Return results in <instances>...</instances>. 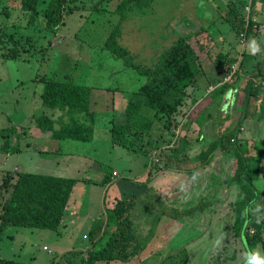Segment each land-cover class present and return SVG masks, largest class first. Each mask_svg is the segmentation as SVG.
Here are the masks:
<instances>
[{
	"label": "rangeland",
	"instance_id": "374dc122",
	"mask_svg": "<svg viewBox=\"0 0 264 264\" xmlns=\"http://www.w3.org/2000/svg\"><path fill=\"white\" fill-rule=\"evenodd\" d=\"M121 1H71L69 7L72 13L66 17L65 25L57 35L51 38V33L44 30L45 22L42 17H39L36 22L34 21L31 28H26L28 19L19 9V0H7V2L5 0L6 5L9 6L11 16L8 18L0 15V30L4 29L8 32L15 27L21 35L19 46H23L24 49L29 48L25 44L26 36L35 35L38 41L36 40L35 48L28 54L20 49L15 59L0 57V182L6 173H17L16 170H12L17 165L22 172L51 176H55L60 167L68 166L67 174L69 177L91 178V180H93V174H100L101 169L103 174L112 172L111 176H113V173H116L113 178L121 177L119 182L126 184L128 180L130 181V179L142 175L149 163H152L153 166L156 165V168L154 167L152 170V176L154 177L153 180L157 181L162 178V171L165 168L163 158L172 153L171 147L178 146V144L179 147H183L184 153H179L178 160L186 159L187 161L188 159L191 162V160L196 159L198 162L199 147L203 146V143L209 145L210 142L218 138L219 134L216 133L215 126L205 119L206 113L200 114L196 121H189L187 109L190 108V102L185 101L182 106H185L184 109L181 110V107L179 112L174 115L173 123L169 129L164 128L163 122L155 123L148 136L138 134L128 137L129 141L132 142L131 148L126 149L113 144L111 127L113 124L123 123L125 117L124 114L121 117L107 111V113H93L92 121L96 136L91 143L75 142L73 140V142L69 141L61 144H69V146H62V148L70 147V149L61 152H71L72 158L66 157L62 153H46V148H51V142L46 141V136L50 139L51 132L47 134L41 132L42 137L40 134L34 136V145L38 153L29 154L31 160L25 161L26 154L17 156V152L8 153L9 156H5L4 148H1L3 143L8 142L10 149L17 145L16 142L20 144L17 139L18 134L22 132L18 128H24L23 126L25 128H36L30 121L32 113L34 115L45 114L51 117L53 110L44 108L40 97L37 96L43 87L41 82H35L38 78L45 77L62 81L72 76V79L74 78V80L85 84V86H93V89L117 87L123 94L132 95L144 83V79L134 69L127 67L123 60L112 57L103 47L111 32L117 29L120 33L119 44L130 52L135 64L150 66L156 55L164 46L169 45L175 36L188 34L193 27L190 22L192 0H147L146 5L140 8L130 5L123 11H119L118 5ZM39 7V10H41L42 3L39 4ZM225 11L227 12V10ZM225 11L222 10L221 13H225ZM49 41V49L41 55L42 51L38 44L42 42L45 45ZM10 45L8 43V46ZM2 52L6 51L3 50ZM207 67L209 68V66ZM222 77L219 75L217 80L220 86L222 85ZM206 78L209 82L208 75L205 76ZM242 82H240V79L237 80V84L233 88L237 93L240 91ZM256 82L254 80L251 83L256 85ZM262 86L264 88V82ZM241 87L243 88V85ZM212 89V86H206V93L209 94ZM96 91L95 89L93 92ZM34 92L35 94L32 95ZM245 100L246 91H241L240 96L238 95V102H244V106H246ZM68 121L70 122L71 119L69 118ZM33 123H35L34 119ZM228 124L231 127L228 131H232L235 124L229 122ZM12 132L15 133V136L17 135L16 141L13 140L14 134ZM222 133H227V130L224 131L223 127ZM238 139L242 138L238 136ZM181 140L185 141L186 144L181 143ZM173 141H175L174 145ZM31 142H33V138ZM77 156L85 159L87 164L75 162ZM216 156L215 166L209 164L208 168L211 171L216 169L215 172L222 177L231 174L234 170V161L221 158V155L218 154ZM90 160L93 162L92 165L89 164ZM58 163L57 168L55 165ZM28 164H33L35 167L27 169ZM190 164L196 165V163ZM168 168L169 172L172 171L171 173H180L170 165L166 169ZM113 170H116V172H113ZM195 171L194 182L196 185L193 186L195 189L191 190L192 187L188 184V191L185 196H190L194 192L196 198V196L202 197V191L205 188L204 177L207 178L208 174L202 166ZM169 172L167 171V173ZM173 177H176V175L173 174ZM120 187L119 190L122 189L121 184ZM239 188H242V184ZM155 189L152 185L151 190ZM83 190L87 193L82 198L84 203L80 205V221L75 226H68V229L63 228V230L61 228L58 232L5 227L0 231V259L16 260L25 264H82L78 258H74V261L68 263L65 260V255L68 253H83V257L86 256V251L91 244L88 232L96 229L95 222L97 223V218H101L103 215L104 207H102L100 201L105 188L100 184H91L88 181L85 188L83 186ZM153 192L156 191H151L150 194L152 195ZM77 193H80V189L77 190ZM168 193L163 194L165 198L170 195ZM2 199L0 193V203ZM112 199L110 201L114 204ZM151 202H153L152 199ZM239 203L235 204V216L231 217L233 221L236 217V211L240 209ZM256 205L254 202L250 203V209L255 210ZM157 214V211H153L147 217L148 221L152 220L153 225L151 227L155 233L158 232L159 225L157 223L160 224L163 221V219H156ZM178 214L181 216L180 212ZM182 217L184 218V216ZM202 217L206 216L202 214ZM195 232L190 228L189 231L185 230L184 234L180 235L181 233H179L176 235L175 238L179 239L180 250L144 249L141 259L134 264H155L157 258H165L169 254L181 255V253L187 258L186 264H208L209 258L214 259L218 256V250L211 249V252L200 249L198 251L200 254L193 258L191 253L197 250L193 251L192 248L197 247V244H204L203 241H205L207 235L206 230L199 234ZM148 238L150 240L151 237ZM198 241L200 242L197 243ZM161 244L160 246H165V244ZM230 248L232 247L230 246ZM202 252L206 253L205 263L203 260H195L202 258ZM207 254L209 258H207ZM223 255L231 256V251L227 250Z\"/></svg>",
	"mask_w": 264,
	"mask_h": 264
},
{
	"label": "trees",
	"instance_id": "16d2710c",
	"mask_svg": "<svg viewBox=\"0 0 264 264\" xmlns=\"http://www.w3.org/2000/svg\"><path fill=\"white\" fill-rule=\"evenodd\" d=\"M74 0H19V9L28 19L26 28L42 17L45 22V31L51 33V38L61 30L65 25V19L72 13L69 3ZM7 2V0H6ZM5 0H0V15L10 17L9 6ZM43 7L39 10V4ZM147 0H122L118 5V10L123 11L128 6L142 7L146 5ZM246 2L235 1L229 5V13L226 18L230 29L234 31L237 39L242 32L247 35L253 31L252 25L244 28V23L239 8H244ZM122 13V12H121ZM36 24V23H35ZM14 30V31H13ZM0 30V57L5 59L16 58L19 50L31 52L38 39L35 35L25 37V44L29 48L20 47V33L15 29L8 32ZM203 30L195 33L175 36L169 45L164 46L162 51L155 57L150 66H141L133 62L130 52L119 44L120 33L114 29L104 43V48L114 58L123 60L127 67L144 79V83L127 100L124 111V121L121 124H113L111 127V140L114 145L123 148H131L132 142L129 136L140 134L149 135L155 123H164V128L169 129L172 125L174 115L185 103L188 95L187 90L192 86L197 72L202 64L212 58L211 48L203 38ZM206 39V38H205ZM37 40V41H36ZM8 43L11 45L8 46ZM50 41L45 45L38 44L43 55L49 49ZM31 49V50H30ZM5 50L6 52H2ZM236 61L230 58L228 53H218L213 58V65L221 76H228L230 66ZM242 76L248 74L242 64H239ZM261 74V70H258ZM261 76H263L261 74ZM241 78V75L235 73L230 76L226 83H223L214 94L211 100L221 98L229 88H234L235 82ZM264 79V77H262ZM41 82L42 92L40 95L41 104L46 109L66 110L71 121L54 129V121L45 114L34 115L33 119L36 127L41 132H52L56 140H74L79 142H89L93 135V97L94 89L85 85L77 84L72 76L59 81L53 78L41 77L37 79ZM246 108L248 98H261L259 88L253 87V83L247 81ZM254 110L257 107L254 106ZM200 107H193L189 114V121H196L200 112ZM80 116V117H79ZM13 133V132H12ZM237 130L221 133L218 138L206 145L203 143L198 152L200 165L207 167L213 162L217 154L223 158L234 161V170L231 182H243L242 189L245 193V200L241 204L244 209L241 216L237 217L238 222L243 225L246 219H252V226L255 229L254 234L247 236L248 242H256L264 232V225L252 218V215L246 212V207L255 198V188L251 175L257 173L258 165L264 149L254 143H249L246 139H238ZM15 134V133H13ZM184 145L185 141H180ZM173 145L175 141L172 142ZM180 143V144H181ZM254 144V145H253ZM176 145V144H175ZM5 153H15L16 148H9L8 143L2 144ZM183 147H171V163H175L178 154ZM254 153L251 155L252 150ZM183 151H181L182 153ZM164 157V165H170ZM149 169L145 173L144 181L149 182L152 176V170L156 165L149 163ZM175 166V164L173 165ZM177 166V165H176ZM111 173H105V184L110 180ZM77 179L63 178L51 175L34 174L29 172H17L15 174L6 173L1 178L0 193L2 202L0 203V231L5 227H19L40 230H51L58 232L65 211L68 208V202ZM214 187H218V181L214 180ZM121 199L117 201L111 210H105L104 229L114 227L105 239L104 245L97 248L94 242L95 231L91 233V247L87 249L86 256L83 253L65 255V260L70 263L74 258L80 259L82 264H131L133 260L139 257L147 241L138 236L135 230L133 220V207L135 199L133 197L121 194ZM124 195V196H123ZM207 199H200L198 205L189 208L181 213L184 218L192 216L197 211L202 212L208 206ZM181 217L178 214V218ZM183 218V217H182ZM186 256L183 254H169L165 258H157L155 264H186ZM0 264H25L16 260L0 259Z\"/></svg>",
	"mask_w": 264,
	"mask_h": 264
},
{
	"label": "crops",
	"instance_id": "0c3cea01",
	"mask_svg": "<svg viewBox=\"0 0 264 264\" xmlns=\"http://www.w3.org/2000/svg\"><path fill=\"white\" fill-rule=\"evenodd\" d=\"M235 1H240L241 3L245 1L246 4L249 3V0L191 1L190 22L192 23L193 27L191 28L190 33H195L200 30L204 31L203 41L206 40L208 46L211 48L210 52L212 54V58L207 59L202 64L201 69L199 70L200 72L196 75L192 86L187 90L188 97L186 101L190 102V108L188 107L187 112L190 114L191 109L198 106L200 107V109H198V112H200V114L206 113L205 119L210 122L211 125L213 124L215 126V131L219 135L222 133V127L224 131H228L229 129H231L228 122L233 123L235 124V127L232 130H237V135L239 136V138L247 139L249 143H254L260 148L264 149V88L262 86L264 82V79L262 78L264 77V0H250L251 10L253 12L252 17L255 24L260 27V30L255 31L253 29V31L249 32V34L247 35L249 43L247 44L246 48L243 49L241 48L234 31L230 29V25L226 21L229 13V5ZM202 8H204V10H202ZM222 10H227V12L225 11V13L223 12V14L221 13ZM238 12L242 15L243 8H239ZM253 39L256 40L260 48V51L255 55H253L250 51V45ZM218 53H228L230 58H234L236 59V61L239 60L240 64H242L245 68L244 70L248 71V74L241 77L240 82L243 81L241 83V86L243 85V88L240 86V91L238 93L236 90L229 88L224 93V95L221 96V98H217V100H211V95L214 94V92L223 85L222 84L220 86V83H217L220 74L217 72L213 65V58ZM207 66H209V68ZM257 67L258 70H261V74L263 76H261V74H258ZM206 75H208L209 82L207 78L205 79ZM254 80H256L257 82L256 85H253V87L259 88L261 98H248L247 104L251 106L249 108H246L244 106V102H238V95L240 96L241 91L245 92L247 81L251 85V82H253ZM73 81L80 85L83 84L81 82L79 83L77 80H74V78ZM35 82H38V80H36ZM236 82L235 84H237ZM206 86L213 87L209 94L206 93ZM95 89L97 91L94 92L93 97V113H107V111H109L112 114L122 117L127 105V100L131 95L129 94V96L126 93L123 94V92H120L119 88L117 87ZM41 92L42 89L37 96L40 97ZM34 94L35 92L32 95ZM254 106L257 107V110H254ZM184 107H182L181 110H183ZM33 117L34 113H32L30 121L33 126H36L35 123H33ZM51 118L54 121V129L58 130L60 127L66 125L69 122V118L71 117L66 110H53L51 113ZM23 127L24 128H18V130L22 132L18 134L17 139V141H20V144L16 142L17 145L13 148L17 149V156L26 154L24 158L25 161H28L31 160V156L29 154L37 152V148L34 145V136H39V134L41 136L42 133L37 127ZM47 133L48 132H46V134ZM16 136L15 134L13 135V140L16 138ZM95 136L96 133L94 128L92 140L86 143H91L94 140ZM32 138L33 142H31ZM46 141L51 142V148H46V153H62L69 158L72 156L71 152H61L63 150L70 149V147L62 148V146H69V144H61L63 142H73V140H56L53 137V133L51 132L50 139H48L46 136ZM181 151H183L182 153H184L183 148L180 150V152ZM180 152H177L176 154H178L179 156ZM253 153L254 151L252 150L251 155ZM5 156H9V154L5 153ZM178 156L175 163H171L172 156L168 155L166 157H168L167 160L170 162V166L176 168L180 173H171V170L169 172V168L166 169L168 166L167 165L162 171V178L154 181V177L151 176V180L149 182H145L144 177L145 173L149 169L150 164H148L147 169L142 175L138 176L137 178L130 179V181L128 180V183L126 184L119 182V179L121 177L113 178V176L110 177V180L106 184L105 182L103 183L105 174H103L101 169L99 173L102 175L98 173L93 174V180H91V178L69 177L67 174L68 166L60 167L59 170L56 171V177L73 178L78 180L72 190L68 202V208L63 216L60 229H66L68 226L73 227L77 222L80 221V205H83L84 202L82 198L84 195H86L85 193H87L83 190V186L85 188V185L89 181L91 184H100L103 188H105L100 201L102 207H104L103 215L101 218H97L98 221L97 223L95 222L96 229L90 230L88 232V234L91 235V233L95 231L94 242L97 243V248L104 245L107 235H109L110 231L114 230V227H111L107 230L104 229V211L111 210L114 204L121 199V194H124L125 196H128V198L133 197L135 199L134 207L132 209L133 220L136 233L143 239V242L147 241L145 250H180V245L178 244L179 239L175 237L179 233H181L180 235L184 234L185 230L189 231V229L191 228L192 230L196 231V234L205 232V230L207 231L206 239L205 241H203L204 244H197V247L192 248L193 251L197 250L191 253V256L193 258H196L198 254H200V252H198L200 249H202L203 251H211V249L218 250V256L214 259L211 257L212 260L207 254V258H209L208 264H246V254H254L256 252H258L261 257H264V232L261 233L260 238L256 240V242H248L247 239L249 238L247 236L251 234L249 231H253V234L255 232V229L252 226V219H246L243 225H241V223H237L239 221L237 217L241 216V209L236 211L235 220L233 221L231 219V217L235 216V204L240 202L239 208H242L241 204L246 198L243 189L239 188L240 185L243 184V182H231V177L234 172H232L231 174H226L222 177L215 172L216 169H212L211 171L208 168L209 165L206 168L202 166L203 168H205V171L208 174L207 178L204 177L205 188L202 191V197L196 196L195 198L193 191L190 196H185V193L188 191V184L191 185V190L195 189V187L193 188L194 184L196 185V183L194 182V176L196 173L195 170L199 169L201 165L200 162H197L196 159H194L193 161L191 160L190 162L188 159L187 161L186 159L178 160ZM76 159L77 160L75 162L87 164L86 160L82 159L79 156H77ZM216 159L217 157L213 159V162L210 165L215 166ZM94 161L98 163L96 159H94ZM190 163H196V165ZM89 164H93L92 160H90ZM174 164L177 166H173ZM55 166L58 168L59 163ZM34 167L35 166L33 164H28L26 168L33 169ZM257 169V173H253L251 175V178L253 179L252 182L256 191L255 198H252L253 201L251 203H256L257 208L255 210H252L250 209V206H247L246 212L251 214L254 220H257L264 225V155L262 156ZM12 170L22 172L21 168L17 165H15ZM167 171L169 173H167ZM113 172H116V170H113ZM173 174H175L176 177H173ZM214 180L218 181V187H214ZM120 184L122 186V189L127 191H124L122 189L119 190L121 188ZM152 185L153 188H156L155 190H151ZM78 189H80V193H77ZM150 190L156 192H153L151 195ZM165 192H169L168 194L170 195H167L168 198L164 197L165 195L163 194ZM111 198H113L112 200L114 201V204H112V202L110 201ZM205 198L207 199L206 201L208 202V206L202 212L197 211L195 214L189 216L188 218H182V215L178 218V212L183 213V211H185L186 209L194 208L195 205H198L200 199ZM151 199L153 202H151ZM153 211L158 212L156 219H163L160 224L157 223V225H159L157 233L153 232L152 230V220H147V217H149V215L152 214ZM242 212H244L243 208ZM202 214L206 217L203 218ZM184 225H186V227H184ZM148 237H151L150 240ZM166 237L168 238L167 240ZM199 242L200 241H198L197 243ZM161 243L165 244V246H160ZM230 246L232 248H230ZM90 247L91 244L89 248ZM227 250H229V252L231 251V256L223 255V253ZM240 251L243 254H240ZM237 254H239V256H237ZM141 256L142 255L133 260L131 264L138 262L141 259ZM205 256L206 253L202 252V258H198L195 260H203L204 262Z\"/></svg>",
	"mask_w": 264,
	"mask_h": 264
},
{
	"label": "built area",
	"instance_id": "2783aa9c",
	"mask_svg": "<svg viewBox=\"0 0 264 264\" xmlns=\"http://www.w3.org/2000/svg\"><path fill=\"white\" fill-rule=\"evenodd\" d=\"M252 13L253 12L251 10L250 0H249V3L247 5H245V7L243 8L242 19H243V23H244V28L250 27L252 25V29H254L255 31H259L260 27L257 24H255L254 19L252 17ZM238 42H239L242 49L246 48L247 34L245 32H242L239 35ZM239 64H240V61L237 60L230 66V71L227 74L228 76L222 77V84L226 83L229 80L230 76L235 74V73L240 74L242 77V73H241V69L239 67L240 66ZM113 176H116V173H113ZM250 233L253 234V231H250Z\"/></svg>",
	"mask_w": 264,
	"mask_h": 264
},
{
	"label": "clouds",
	"instance_id": "9594fccd",
	"mask_svg": "<svg viewBox=\"0 0 264 264\" xmlns=\"http://www.w3.org/2000/svg\"><path fill=\"white\" fill-rule=\"evenodd\" d=\"M250 51L253 55H255L260 51L259 45L257 44L255 39L252 40V43L250 45ZM246 255H247L246 264H264V257H261L258 252L254 254H246Z\"/></svg>",
	"mask_w": 264,
	"mask_h": 264
}]
</instances>
